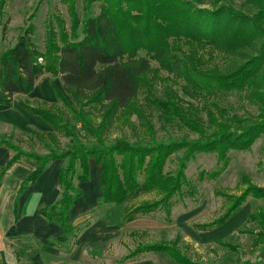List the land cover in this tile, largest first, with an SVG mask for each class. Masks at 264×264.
<instances>
[{"label":"trees","instance_id":"trees-1","mask_svg":"<svg viewBox=\"0 0 264 264\" xmlns=\"http://www.w3.org/2000/svg\"><path fill=\"white\" fill-rule=\"evenodd\" d=\"M63 1L70 24L59 12L53 14L44 49L35 41L36 25L31 22L0 52V105L11 106L16 95L31 93L39 79L50 74L60 78L62 86L55 85L54 89L67 107L20 101L50 129L23 131L22 137L15 129L10 134L0 133V148L11 151L6 164L0 166V188L13 165L25 163L31 168L18 189L14 204L17 214L25 190L54 161L65 160L58 170L59 198L40 207L38 213L65 227L70 239H77L89 223L74 224L70 211L82 196L78 184L91 179L90 161L94 160L100 168L99 204H126L119 224L150 218L158 211L170 218L174 197L189 182L188 163L198 152L217 154L219 167L200 173L201 178H216L227 167L230 150L248 149L264 135V0H255L257 10L251 14L218 4L220 0H86L83 15L76 0ZM8 2L0 0L1 21ZM95 4L99 6L97 12H93ZM8 23L9 19L3 22V38L7 37ZM207 46L231 58L246 59L231 69H221L210 64ZM232 90L244 92L260 109L256 118L221 106L217 99ZM148 106L164 110L173 122L178 120L198 137L158 139ZM134 115L138 123L132 120ZM121 124L133 129L135 141L126 136L109 140L112 128ZM62 137L68 142L63 144ZM23 142L46 151L25 149ZM172 155H178V166L166 171ZM149 193L157 197L131 203ZM217 193L228 201L225 211L213 221L196 223L195 228H219L249 196L264 198V189L252 185L239 195ZM246 222H258L264 237V209L250 213ZM12 238L31 239L21 235ZM35 242L41 248L63 245L56 237L46 243ZM150 252L162 253L179 264H198L185 254L179 237L138 242L125 258L132 260ZM13 253L19 264H29L22 259L23 251L15 247Z\"/></svg>","mask_w":264,"mask_h":264},{"label":"rangeland","instance_id":"rangeland-1","mask_svg":"<svg viewBox=\"0 0 264 264\" xmlns=\"http://www.w3.org/2000/svg\"><path fill=\"white\" fill-rule=\"evenodd\" d=\"M76 2L80 14L83 15L86 0H76ZM220 3L249 14L257 10L255 0L254 2L253 0H220L218 4ZM206 4V7H212L209 3ZM98 10L99 6L95 4L93 12ZM56 12L65 18L68 25L70 24V16L63 0H9L4 8V19L3 21L0 19V52L14 43L20 32L31 22L36 25L35 41L41 49H44L49 19ZM7 19H9L7 37L3 38V22ZM205 50L208 56H212L209 60L210 64L219 65L221 69H231L235 64L239 65L246 59L231 58L209 46ZM152 64L157 66L155 61H152ZM162 74L167 75V72L163 71ZM55 85L62 86L60 78L45 74L31 93L16 95L11 106L0 105V133L10 134L15 129L17 135L20 134L22 137L23 131L49 130L48 123L42 117L23 108L20 101L28 100L34 106L47 104L51 108H67L57 98ZM217 100L222 107L243 116L256 118L260 113V109L244 96V92L232 90L224 93ZM147 109L157 129L158 139L192 140L198 137L197 133L181 125L178 120L173 122L170 115L157 106H148ZM202 114L206 118V113ZM132 120L138 123L135 115ZM78 129L81 130L79 126ZM81 135L85 138L84 132H81ZM121 136H126L131 141L137 138L131 127L121 124L112 128L109 140ZM66 142L68 139L62 137V143ZM23 145L25 149L41 153L46 151L39 146L31 147L26 142H23ZM182 152L180 151L179 154ZM10 155L11 151L0 148V166L6 164ZM229 156L227 167L218 177L201 178L202 170L213 171L221 163L219 164L217 154L214 152H198L188 163L186 173L189 182L182 192L174 197L170 218L164 211H158L153 217L139 218L124 225L119 224V220L126 204L122 206L99 204L100 168L94 160H91V179L78 184L82 196L70 211V218L74 224L89 223L77 239H70L65 232L66 228L55 222L48 221L57 224V228L50 227L46 231L42 226V216L38 213L42 203L46 205L47 201L52 202L59 196L61 190L58 170L65 160L54 161L35 184L25 190L19 199L16 214L14 199L17 188L31 171L28 164L17 163L4 176L1 186L3 189H0V197L3 190L0 198V264H19L13 253L15 247L23 251L22 259L29 264H179L158 252H150L132 260L125 258L129 250L138 242L170 241L176 237L180 238L185 254L198 264H264V237L261 234L263 229L258 222H246L250 213H258L264 209V198L249 196L236 214L219 228L203 231L194 226L196 223L213 221L225 211L228 201L217 191L239 195L249 185L264 189V135L258 137L248 149L230 150ZM177 158L178 155L171 156L166 171H174L177 168ZM156 197V193L143 194L131 203ZM244 229H249L251 232H241ZM133 230L138 232L130 235L129 232ZM18 235L31 239L12 238ZM51 237L58 238L63 245L41 248L35 242L36 240L46 243ZM220 241L225 244H221ZM226 243L235 245L237 249Z\"/></svg>","mask_w":264,"mask_h":264},{"label":"crops","instance_id":"crops-1","mask_svg":"<svg viewBox=\"0 0 264 264\" xmlns=\"http://www.w3.org/2000/svg\"><path fill=\"white\" fill-rule=\"evenodd\" d=\"M14 166V165H13ZM21 184V183H20ZM20 186V185H19ZM59 187H60V185H59ZM2 188V187H1ZM0 188V189H1ZM3 189V188H2ZM18 189H19V187L17 188V192H16V195H15V199H14V202H15V200H16V197H17V193H18ZM16 190V189H15ZM60 190H61V188H60ZM2 192H3V190H2ZM2 192H1V197H2ZM61 192V191H60ZM59 196H60V194H59ZM59 196L54 200V201H56L58 198H59ZM0 197V198H1ZM54 201H52V202H54ZM51 201H47L46 202V204H49V203H52ZM42 205H44V203H42L40 206H39V208L40 207H42ZM2 206V205H1ZM41 219H43V229H45L46 231H48V229H50V227L53 229V228H57V224H54V223H49L48 221H46L44 218H42L41 217ZM45 221V222H44ZM48 223V224H45V223ZM49 225V226H48ZM51 225V226H50Z\"/></svg>","mask_w":264,"mask_h":264}]
</instances>
